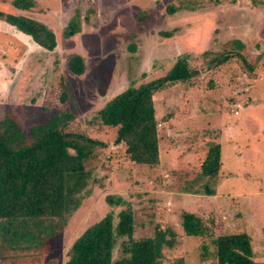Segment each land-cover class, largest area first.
I'll list each match as a JSON object with an SVG mask.
<instances>
[{
    "label": "rangeland",
    "instance_id": "rangeland-1",
    "mask_svg": "<svg viewBox=\"0 0 264 264\" xmlns=\"http://www.w3.org/2000/svg\"><path fill=\"white\" fill-rule=\"evenodd\" d=\"M11 1L0 2V8L17 12ZM32 1L30 16L54 30L57 46L42 49L0 22V120L12 116L28 133L58 109H68L74 114L70 131L105 145L98 148L81 206L48 240L41 263L65 264L79 235L108 214L116 224L127 208L134 214L135 239L152 237L157 225L173 230L175 243L164 247L163 264L180 258L185 264L215 262L210 238L185 235L184 211L201 217L213 235L247 233L254 260L264 263V3ZM171 5L182 8L170 14ZM77 11L81 32L66 39L63 30ZM171 31L172 36L163 35ZM239 42L241 49L235 44ZM73 56L84 59L81 75L69 70ZM185 57L194 77L154 95L159 162L133 163L124 144L115 142L117 129L103 127L95 116L116 95L164 77ZM213 143L221 147L218 194L183 193L182 187L197 179ZM108 196L124 202L111 206ZM127 240L117 239L113 261L124 257L122 243Z\"/></svg>",
    "mask_w": 264,
    "mask_h": 264
},
{
    "label": "trees",
    "instance_id": "trees-1",
    "mask_svg": "<svg viewBox=\"0 0 264 264\" xmlns=\"http://www.w3.org/2000/svg\"><path fill=\"white\" fill-rule=\"evenodd\" d=\"M263 1L259 2L263 4ZM11 5L17 12L0 8V21L53 51L57 46L55 32L29 14L35 3L12 0ZM180 7L171 5L168 12L174 14ZM79 17L77 11L64 28L66 39L80 33ZM163 35L172 36L173 31ZM235 44L242 48V43ZM68 67L73 74L81 75L85 70L84 59L73 56ZM194 75L187 58H178L164 77L140 86L132 85L110 99L95 119L103 127L117 129L115 142L124 144L125 153L133 163L157 165L159 136L154 95L177 83L189 82ZM73 120L70 110L58 109L51 120L31 126L28 133L12 116L0 120V264H42L48 240L61 232L68 216L81 206L93 179L98 148L105 145L86 134L70 131ZM221 165L220 145L210 144L197 179L181 191L215 195ZM199 182L204 183L202 189L194 188ZM106 200L111 206L124 202L121 197L113 196ZM181 226L187 236L211 239L214 264H264L254 260L247 233L213 235L201 217L187 211L181 214ZM134 231L131 208L119 213L116 224L113 215L108 214L75 239L65 264H163L164 247L175 243L173 230L157 225L152 237L142 239H135ZM122 237L128 238L122 243L124 257L113 261V249ZM202 248L208 249L205 244ZM175 264H185L184 259L176 260Z\"/></svg>",
    "mask_w": 264,
    "mask_h": 264
},
{
    "label": "crops",
    "instance_id": "crops-1",
    "mask_svg": "<svg viewBox=\"0 0 264 264\" xmlns=\"http://www.w3.org/2000/svg\"><path fill=\"white\" fill-rule=\"evenodd\" d=\"M71 20V19H70ZM40 21V20H39ZM0 22H2V21H0ZM5 23V22H4ZM7 24V23H6ZM8 25V27H10V28H14L16 31H18L15 27H13V26H11V25H9V24H7ZM50 28V27H49ZM54 31V30H53ZM19 33H20V35H22V36H24V37H27V38H29L28 37V35H26V34H24V33H22V32H20V31H18ZM81 32V31H80ZM31 38V37H30ZM32 39V38H31ZM32 41L35 43V44H37L33 39H32ZM37 46L38 47H41L40 45H38L37 44ZM42 48V47H41ZM42 49H44V48H42ZM46 50V49H45ZM48 51V50H47ZM218 194V192H217V188H216V194L215 195H213V196H208V195H205V196H208V197H215L216 195ZM193 195H196V194H193ZM196 196H200L199 194L198 195H196Z\"/></svg>",
    "mask_w": 264,
    "mask_h": 264
}]
</instances>
